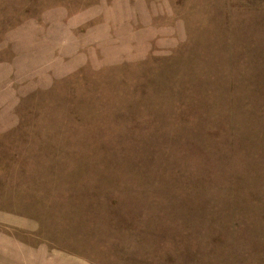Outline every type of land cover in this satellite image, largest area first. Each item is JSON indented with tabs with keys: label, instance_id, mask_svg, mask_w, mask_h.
<instances>
[{
	"label": "rangeland",
	"instance_id": "rangeland-1",
	"mask_svg": "<svg viewBox=\"0 0 264 264\" xmlns=\"http://www.w3.org/2000/svg\"><path fill=\"white\" fill-rule=\"evenodd\" d=\"M0 264H264V0H0Z\"/></svg>",
	"mask_w": 264,
	"mask_h": 264
}]
</instances>
